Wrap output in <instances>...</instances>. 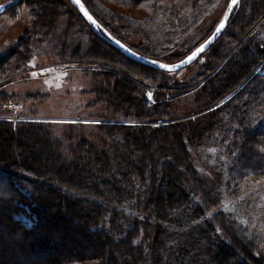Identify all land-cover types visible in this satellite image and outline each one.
Listing matches in <instances>:
<instances>
[{
    "label": "trees",
    "instance_id": "obj_1",
    "mask_svg": "<svg viewBox=\"0 0 264 264\" xmlns=\"http://www.w3.org/2000/svg\"><path fill=\"white\" fill-rule=\"evenodd\" d=\"M141 1L82 0L124 44L120 25L132 21L102 2L125 9ZM207 1L170 7L182 32L195 26ZM21 6L31 26L0 57V81L28 67L56 30L61 61L84 59L120 72L93 73L86 106L102 108L100 117L112 121L98 122L89 135L94 141L77 130L63 141L50 122L0 119V264H264V238L255 240L234 217L214 211L221 170L203 160L213 147L251 180L264 178V135L255 124L264 113V0L239 1L206 50L192 96L182 99L189 106L178 100L183 94L169 102L157 89L168 86L166 71L121 55L67 0H21L3 14L13 18ZM187 7L197 10L192 23L182 15ZM68 37L78 40L76 48L66 45ZM125 45L162 62L177 57L156 43ZM39 94L23 97L33 104ZM12 97L20 95L0 89V114L17 101ZM23 113L37 117L25 105ZM197 159L210 174L199 171Z\"/></svg>",
    "mask_w": 264,
    "mask_h": 264
},
{
    "label": "rangeland",
    "instance_id": "obj_2",
    "mask_svg": "<svg viewBox=\"0 0 264 264\" xmlns=\"http://www.w3.org/2000/svg\"><path fill=\"white\" fill-rule=\"evenodd\" d=\"M180 1L157 0L156 4L153 5L151 3H154L155 0H142L139 4L129 5L125 9L104 2L102 4L126 14L127 18L132 21L120 25L119 32L125 44L127 42V44L137 46L156 43L166 46L163 51L176 53L177 55L176 59L164 62L171 64L183 59L205 40L213 31L228 2V0H212V3L207 1L203 7V14L193 23L195 26L182 32L184 29L179 25L177 17L173 14L174 9H172L173 12L169 11L172 5L178 7ZM27 13L24 7L21 6L17 8L16 16L13 18L9 14L0 15V57L6 55L9 44L14 42L23 31L30 29L31 25ZM196 13L197 10L193 8L187 7V9L182 10L183 17L187 18L189 23H192L190 21L195 18ZM125 26L127 28H124ZM61 28L63 27L61 26ZM61 32V30H56L53 34L56 38H51L36 48L28 67L0 81V89L8 94L20 95L19 98L12 97L9 99L23 103L27 109L35 111L37 117L46 120H59L50 122V125L57 134L64 135L63 141H66L65 138L69 136V132L76 130L78 137L94 141L92 138L97 131L96 125L98 122H112H110L109 117H100L102 108H89L86 106L93 98L87 91L91 86L93 73L98 72L99 69L114 70L115 73L120 71L114 69L111 65L93 64L84 59L73 62L71 59L61 61L62 59L58 58L61 57L60 48L58 47L59 41L62 40ZM73 33L75 32L70 34ZM81 36L84 35L79 34L78 39H81ZM66 42L69 49L74 46L76 48L78 44L77 39L74 41L69 37ZM82 44L85 47L82 48L81 52L84 53L88 49L85 45V39ZM180 44H183V46ZM69 49L66 53L70 55ZM210 53V50L203 52L191 64L177 71L166 73L168 86L157 89L163 90L167 101L170 102L175 96L178 97L177 95L180 93L183 95L181 97L179 95L178 100L186 97L189 100V96H192L191 92L194 90L192 88L195 87L193 79L198 74L199 69H205L203 65L207 64V55ZM257 68L259 69V67ZM258 69L257 71H259ZM208 75H210V72L200 77L197 82L203 81ZM152 89L155 90L156 88ZM26 93H40L41 96H39L36 103L30 104L26 101L25 96L23 97ZM149 94L151 93L147 94V101L150 104L153 103V98L152 94L151 96ZM181 102L183 106H189L186 105L187 103L184 100ZM32 117L35 116L30 118ZM78 120H84L85 122ZM88 121L89 123H87ZM255 124L259 126L264 135V113L257 116ZM204 154L203 160L212 165L211 168L221 170L223 190L220 189L221 195L216 206L214 205V211L231 215L237 221L235 223L245 228L248 233L253 235L255 240L263 239L264 178L251 180L244 172H240L230 159H227L225 155L216 151L213 147L208 148ZM203 164L201 159H197L196 167L199 171L203 174H210L208 167ZM227 183L231 189L227 188Z\"/></svg>",
    "mask_w": 264,
    "mask_h": 264
},
{
    "label": "water",
    "instance_id": "obj_3",
    "mask_svg": "<svg viewBox=\"0 0 264 264\" xmlns=\"http://www.w3.org/2000/svg\"><path fill=\"white\" fill-rule=\"evenodd\" d=\"M21 0H5L3 2L0 3V15L3 14L6 10H8L9 8L13 7L14 5H16L17 3H19ZM75 9L76 11L81 15V17L84 19V21L88 24V26L90 27V29L92 30V32L99 37L102 41H104L105 43H107L109 46H111L112 48H114L117 52H119L121 55L125 56L128 59H131L137 63H140L142 65L148 66V67H152L155 69H159L162 71H167V72H171V71H176L178 69H181L189 64H191L192 62H194L198 56L205 52L208 47L213 44V42L220 36V34L224 31V29L226 28L228 21L234 11V9L236 8V6L238 5L240 0H237V3L235 5H232L231 7H229V5H231V0H228L227 5L225 10L223 11L219 21L217 22L216 26L214 27L213 31L205 38V40H203L197 47H195L190 53H188L183 59L171 63V64H167L164 63L162 61L156 60V59H152L146 56H143L133 50H131L128 46H126L124 43H122L121 41H119L118 39H116L115 37H113L110 33H108L100 24L99 22L95 19V17L90 13V11L88 10V8L85 6V4L82 2V0H79V4L74 3V0H67ZM80 5H83L84 7V11H86L88 13V16L92 17V20H89L87 18V16H85L84 12L81 11ZM224 21V27L217 32V27L219 26V24L221 23V21ZM92 21H95V23H93ZM207 42V43H206ZM201 45H204L203 51L197 53V55L191 59L190 61L187 60V57L191 56L193 52H195L198 48H200ZM153 61H155V63H153ZM181 61H185L184 63H181ZM164 64V65H168V66H172V70H168L166 68H161L159 65ZM239 89V87H238ZM237 89V90H238ZM227 99V98H225ZM225 99H223L222 101H224ZM221 101V102H222ZM220 102V103H221Z\"/></svg>",
    "mask_w": 264,
    "mask_h": 264
},
{
    "label": "built area",
    "instance_id": "obj_4",
    "mask_svg": "<svg viewBox=\"0 0 264 264\" xmlns=\"http://www.w3.org/2000/svg\"><path fill=\"white\" fill-rule=\"evenodd\" d=\"M22 111V105L20 102H7L2 107V114H0V119H6L12 122L34 120L23 114Z\"/></svg>",
    "mask_w": 264,
    "mask_h": 264
},
{
    "label": "snow or ice",
    "instance_id": "obj_5",
    "mask_svg": "<svg viewBox=\"0 0 264 264\" xmlns=\"http://www.w3.org/2000/svg\"><path fill=\"white\" fill-rule=\"evenodd\" d=\"M74 3H77L79 4V0H74ZM237 3V0H231V5H229V7H231L232 5H235ZM80 8H81V11L84 12L85 16H87V18L89 20H92V17L91 16H88V13L86 11H84V7L83 5H80ZM93 23H95V21H92ZM224 27V21L222 20L221 23L219 24V26L217 27V32H219L222 28ZM207 43V42H206ZM203 48H204V45H201L200 48H198L195 52L192 53L191 56L187 57V60H191L193 59L197 53L203 51ZM185 61H181V63H184ZM153 63H155V61H153ZM161 68H166L168 70H172V66H168V65H164V64H161L159 65ZM149 96H151V94H149Z\"/></svg>",
    "mask_w": 264,
    "mask_h": 264
}]
</instances>
